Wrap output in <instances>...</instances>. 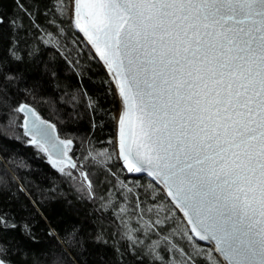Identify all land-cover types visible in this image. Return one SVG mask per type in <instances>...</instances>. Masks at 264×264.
<instances>
[{
    "label": "snow or ice",
    "instance_id": "6c2138e0",
    "mask_svg": "<svg viewBox=\"0 0 264 264\" xmlns=\"http://www.w3.org/2000/svg\"><path fill=\"white\" fill-rule=\"evenodd\" d=\"M13 2L23 17L0 13V39L7 25L13 56L21 45L47 46L71 65L67 40L79 32L111 73L119 110L86 101L115 125L111 152L77 157L73 139L54 138V126L16 98L18 74L0 71V102L11 95L3 118L21 130L11 139L57 148L52 163L63 177L99 200L118 237L113 253L129 264H264V0ZM97 157L114 159L123 173L104 171L99 197L91 174ZM18 227L30 233L0 211V264H18L5 238ZM64 239L80 246L78 232ZM96 243L108 241L97 234Z\"/></svg>",
    "mask_w": 264,
    "mask_h": 264
},
{
    "label": "trees",
    "instance_id": "16d2710c",
    "mask_svg": "<svg viewBox=\"0 0 264 264\" xmlns=\"http://www.w3.org/2000/svg\"><path fill=\"white\" fill-rule=\"evenodd\" d=\"M22 2L31 6L33 0ZM0 13L9 18L23 17L13 0H0ZM23 22L27 26L26 17ZM32 34L30 30L29 36ZM9 39L5 25L0 39V71L8 72L9 77L18 74L23 78L18 82L16 98L31 104L41 117L53 122L60 137L73 139L78 157L86 150L98 149L100 144L103 148L112 140L113 121L99 110L94 113L86 101L88 97L99 99L105 112L117 111L118 101L109 93V76L79 32L72 33L67 40L71 65L47 46L30 52L29 48L36 47L34 44L27 48L21 45L22 50L13 56ZM13 88H16L15 83ZM11 100L9 95L6 101L0 102V136L10 138L0 142V211L9 214L17 224H27L30 228V233L18 227L5 234L8 243L20 253L13 258L18 264H53L54 257L59 259V264H129L127 257L122 260L113 253V247L119 246L118 237L107 213L100 210L99 200L88 199L63 175H58L61 174L59 169L36 145L25 143L23 137L11 139L21 135L19 128L6 127L3 118ZM16 119L22 123L21 115ZM109 169L122 177L119 163L114 159L91 167V174L97 179L98 197L104 192V171ZM69 231L79 233V247L70 248L66 243L64 236ZM97 234L108 241L106 246L96 243Z\"/></svg>",
    "mask_w": 264,
    "mask_h": 264
},
{
    "label": "water",
    "instance_id": "95a60500",
    "mask_svg": "<svg viewBox=\"0 0 264 264\" xmlns=\"http://www.w3.org/2000/svg\"><path fill=\"white\" fill-rule=\"evenodd\" d=\"M81 36H82V38L84 39V41H87V37L85 36V35H83L82 33H79ZM88 46V45H87ZM89 47V46H88ZM89 49H90V51L93 53V55L97 58L98 56H99V54L98 53H94V49L92 48V50H91V48L89 47ZM98 59V58H97ZM98 61L101 63V65L103 66V68H104V70L106 71V68H107V65L106 64H104L103 62H102V59H98ZM107 72V74L110 76L111 75V73H110V71H106ZM118 100V99H117ZM118 102H119V100H118ZM120 105V104H119ZM33 108V107H32ZM34 109V108H33ZM35 110V109H34ZM35 112H36V110H35ZM37 113V112H36ZM21 116H22V122L24 121V119H26V115L25 114H23V113H21L20 114ZM37 115H39L38 113H37ZM41 119L42 120H45L44 118H42L41 117ZM45 121H47V120H45ZM51 125V124H50ZM50 131H51V135L54 137V138H59L58 137V134H57V131H56V129H55V127H52L51 129H50ZM59 139H61V138H59ZM55 156H57L58 155V149L57 148H55L54 149V151L52 152Z\"/></svg>",
    "mask_w": 264,
    "mask_h": 264
},
{
    "label": "bare ground",
    "instance_id": "6f19581e",
    "mask_svg": "<svg viewBox=\"0 0 264 264\" xmlns=\"http://www.w3.org/2000/svg\"><path fill=\"white\" fill-rule=\"evenodd\" d=\"M90 47V46H89ZM91 48V47H90ZM91 50H92V48H91ZM119 108H120V105H119V107H118V110H119ZM40 116V115H39ZM41 117V116H40ZM43 118V117H42ZM45 120H47L52 126H54L55 127V124L53 123V122H51L50 120H48V119H46V118H44ZM55 129H56V127H55ZM57 131V130H56ZM57 134H58V132H57ZM114 135H115V125H114ZM114 135H113V137H112V139L114 138ZM58 137H59V134H58ZM59 138H61V137H59ZM62 139V138H61ZM107 142V141H106ZM102 147V144H100V147L98 146V149H96V150H99L100 148ZM109 147H110V144L107 142V143H105V146H103V148H108V151H109ZM94 156H95V154H93ZM78 157V156H77ZM0 159H1V157H0ZM96 160H97V165L99 164V162L100 163H102L104 160H102V159H100L99 157H97L96 158ZM80 163H81V165L82 164H85V163H87V161H85V160H81L80 161ZM95 164V165H96ZM58 175H62V174H58ZM70 184L72 185V187H74L76 190H77V188H76V186L73 184V183H71L70 182ZM78 191V190H77ZM78 192H80V191H78ZM81 194H83L82 192H80Z\"/></svg>",
    "mask_w": 264,
    "mask_h": 264
},
{
    "label": "rangeland",
    "instance_id": "374dc122",
    "mask_svg": "<svg viewBox=\"0 0 264 264\" xmlns=\"http://www.w3.org/2000/svg\"><path fill=\"white\" fill-rule=\"evenodd\" d=\"M83 41H84V39H83ZM85 42V41H84ZM88 47V46H87ZM89 48V47H88ZM90 50V49H89ZM92 53V52H91ZM93 54V53H92ZM101 64V63H100ZM103 67V66H102ZM106 72V71H105ZM107 73V72H106ZM108 75V74H107ZM109 76V75H108ZM117 99V98H116ZM118 101V100H117ZM118 107H119V102H118ZM37 112V111H36ZM60 137V136H59ZM62 139H66V138H63V137H61ZM29 139H30V137H29ZM34 145V144H33ZM36 147L38 148V146L36 145ZM48 147H49V152H44V151H42V153L45 155V157L48 159V161L53 165V166H55L56 168H58L59 169V167L57 166V165H54L53 163H52V161L53 160H55V159H57V156H55L52 152L54 151V149L55 148H52L50 145H48ZM69 156H71V154H70V152H69ZM64 167H65V171H68L69 169H68V167H67V165H64Z\"/></svg>",
    "mask_w": 264,
    "mask_h": 264
}]
</instances>
